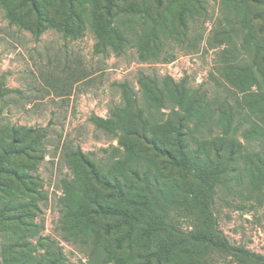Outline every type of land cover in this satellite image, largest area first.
<instances>
[{"label":"rangeland","instance_id":"rangeland-1","mask_svg":"<svg viewBox=\"0 0 264 264\" xmlns=\"http://www.w3.org/2000/svg\"><path fill=\"white\" fill-rule=\"evenodd\" d=\"M71 1L0 0V150L38 142L0 174V264H264V0ZM164 80L196 104L151 108ZM179 115V151L164 128L161 153L121 143ZM112 146L115 188L89 190L117 214L82 218L71 155L107 168Z\"/></svg>","mask_w":264,"mask_h":264},{"label":"trees","instance_id":"trees-1","mask_svg":"<svg viewBox=\"0 0 264 264\" xmlns=\"http://www.w3.org/2000/svg\"><path fill=\"white\" fill-rule=\"evenodd\" d=\"M112 1L113 0H110V3H112ZM236 5H239V4L237 3ZM71 9H70V13L72 16H74V13ZM146 78H148V77H146ZM0 84L2 85L1 81H0ZM167 86L168 85H166L165 80L163 82V85H160L159 83H157L156 86L153 88H150V86H148L146 84V86L143 88L145 101H146L147 105H149L148 103H150V104L155 103V106L150 105V107L156 108L158 111H161L162 108L165 107V106H163V105H165V103H169V107L171 109L170 111H172L171 113L172 114L174 112L178 113V110L176 108L179 109L181 107L182 103H184V101H186V100L189 101V96L187 97L182 92V90L179 88L178 84H174L173 89H168ZM167 91H169L170 93L166 94ZM180 93L182 94V96H180ZM186 97H187V99H186ZM193 100L194 99H191L189 102L195 103V102H193ZM198 102H200V101H198ZM197 109L199 110L200 107L197 106V108H196V105L192 106V104H191L188 111H190L189 113L191 115H194V112L197 113ZM183 115H185V113ZM182 118H184V116H182ZM95 121L99 126H103L105 129H107V131L110 132V136H112V134L114 135V137L118 136L117 135L118 123H117V117H115V115H113V117H110L107 119L96 118ZM181 123H180V115L176 117V121L174 120V124H172L171 128H166L165 127L166 123H164L163 120L162 121L161 120L152 121L150 119H146L145 122L141 121V124H140L141 125V131H139L138 129L135 130V128H130L129 130H124V136H123L124 138H123L121 143L124 146L127 145L129 148H133V149H136L135 145L139 146V148H142V147L144 148L143 144L133 143L132 141H129V140H131V138H142L148 147L147 148L148 151L158 152V150H159V153H161L162 150L165 151L164 149H166V147H164V143L166 142V135L164 134V130H168L169 132H171L173 130L172 134L174 135V139H172V137H171L170 141L174 143L176 150L179 151L180 150V140H179V136L176 132H177V130H181V127H182ZM226 123H227V128L229 129L228 120ZM131 125L134 127V124H131ZM162 128H164V130H162ZM220 128L222 130H225L224 126L223 127L220 126ZM159 136H162L161 145L157 144V141L160 138ZM13 144L14 145H12L10 150L9 149L4 150L2 148L0 150V174L3 172H6V170L9 171L10 170L9 166L11 164L17 166L16 164L12 163L11 157H13L14 154H19L18 153L19 151L23 152L22 154L27 159H29V160L32 159L33 156H31L30 154H26V152H28V151L34 152L33 150H37L38 142H33V144L31 146H29V145H26V143H21L20 141L14 139ZM39 144H40V141H39ZM16 148H20L21 150H16ZM213 148H214V153H215L214 159L217 161V165L220 167V165L222 164V158H223V157L221 158V156H220V151H219L220 148H217V147H213ZM117 149H118V147L112 146V152L114 151V153H113L112 157L110 156V163H109V166L107 163V168L102 167V165L99 164V162L97 160H95L94 158L90 157L89 155L81 152L80 150L76 153H74V152L72 153L71 163L73 164V163L77 162L78 163L77 165H80V168H78V170H75L78 183L80 182L79 183L80 188H79V192H78L77 187H75V186L72 187V185L70 186L69 190H72L73 192L69 195L68 205L71 208L70 210L74 209L75 207L78 208V212H79L78 215L81 216L82 218L88 217L89 215L95 214L96 212H99L102 214H108V215H116L117 214V210H115L114 206H112L111 204L101 203L99 197L96 196L93 192H90V190H89V188L91 187V185H89V182L101 183L103 185L102 187H104V188H109V189L112 187L115 188L113 185H115L114 183L117 179V172H116V170H117V159L115 158V154H116ZM105 150L108 151V149H105ZM158 157L155 154L152 157L148 156L146 159L147 160L146 165L149 168H152L151 167L152 165H156L155 160L159 161L161 164H164V161L162 159H159ZM183 158H184V155L182 154V159ZM23 164H24L23 166H25V167H26V165L28 166L27 163H23ZM12 169H13V171L18 170L16 168H12ZM130 172L136 174L135 170L130 171ZM135 174H133V175H135ZM170 174H171V172H170ZM137 176H138V174H137ZM5 187H7V185L5 183H3V181L0 179V192L1 193H3L4 189H6ZM3 196H4V194H3ZM114 196L116 197L115 192H114L112 198ZM106 197L111 198V196H106ZM0 198H2L1 195H0ZM78 201H80L79 207L75 206ZM82 202H83V204H82ZM92 205H94V206L92 207ZM69 206H68V208H69ZM102 227L103 228H114V224H111V222L109 223V221L108 222L105 221V222H103ZM115 227H117V226H115ZM118 241L119 240L116 237V242H118Z\"/></svg>","mask_w":264,"mask_h":264},{"label":"crops","instance_id":"crops-1","mask_svg":"<svg viewBox=\"0 0 264 264\" xmlns=\"http://www.w3.org/2000/svg\"><path fill=\"white\" fill-rule=\"evenodd\" d=\"M170 67V66H169ZM164 73V71H162Z\"/></svg>","mask_w":264,"mask_h":264}]
</instances>
